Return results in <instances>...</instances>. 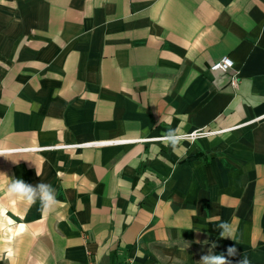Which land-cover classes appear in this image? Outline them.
<instances>
[{
    "label": "crops",
    "instance_id": "obj_1",
    "mask_svg": "<svg viewBox=\"0 0 264 264\" xmlns=\"http://www.w3.org/2000/svg\"><path fill=\"white\" fill-rule=\"evenodd\" d=\"M0 153V264H264V0H0Z\"/></svg>",
    "mask_w": 264,
    "mask_h": 264
},
{
    "label": "clouds",
    "instance_id": "obj_2",
    "mask_svg": "<svg viewBox=\"0 0 264 264\" xmlns=\"http://www.w3.org/2000/svg\"><path fill=\"white\" fill-rule=\"evenodd\" d=\"M145 131H147V129H145ZM184 139L185 134H182L179 129L168 128L162 134L160 142L173 152H176ZM3 155V153H0V156ZM36 174L37 176L40 175L37 171ZM6 190L10 198H22L29 204H35L39 201L41 210L44 213L53 212L60 203L56 198V189L51 184L43 182L31 185L22 179H10ZM218 228L220 230L219 237L221 239H232L234 241L235 235L231 224L228 222H220L218 223ZM214 248L215 244L213 243L208 253L201 256L198 264H232V261L228 259V257H235L238 254L234 246L227 248L226 255L216 254ZM237 264H251V262L243 255L242 258L237 261Z\"/></svg>",
    "mask_w": 264,
    "mask_h": 264
},
{
    "label": "built area",
    "instance_id": "obj_3",
    "mask_svg": "<svg viewBox=\"0 0 264 264\" xmlns=\"http://www.w3.org/2000/svg\"><path fill=\"white\" fill-rule=\"evenodd\" d=\"M234 68V62L230 56H224L221 59L215 61L211 65L212 71H221L223 73H230V71ZM230 83L231 86L235 89H239V78L236 74H232L230 76ZM200 134H211L210 132L207 133H200ZM198 134H191L189 137L195 138ZM88 264H96L95 262H89Z\"/></svg>",
    "mask_w": 264,
    "mask_h": 264
}]
</instances>
